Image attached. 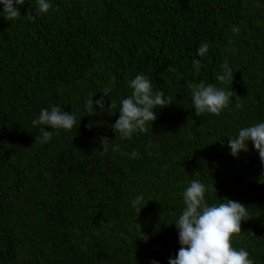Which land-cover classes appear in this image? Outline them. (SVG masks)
Returning a JSON list of instances; mask_svg holds the SVG:
<instances>
[{
    "label": "trees",
    "instance_id": "obj_1",
    "mask_svg": "<svg viewBox=\"0 0 264 264\" xmlns=\"http://www.w3.org/2000/svg\"><path fill=\"white\" fill-rule=\"evenodd\" d=\"M47 2L46 15L29 19L37 0H25L15 21L0 4V264H169L192 180L211 188L209 206H246L232 246L264 264V164L251 141L238 158L228 147L264 122V0ZM202 42L209 51L199 57ZM225 61L233 82L216 79ZM140 74L171 104L154 110L147 132L116 139L112 125ZM201 82L233 90L242 108L233 97L220 115L196 116L188 85ZM105 87L116 114L96 106L89 116L86 99L95 105ZM52 106L76 115L71 131L32 124ZM42 127L54 134L35 144ZM100 137L111 140L106 154Z\"/></svg>",
    "mask_w": 264,
    "mask_h": 264
},
{
    "label": "clouds",
    "instance_id": "obj_2",
    "mask_svg": "<svg viewBox=\"0 0 264 264\" xmlns=\"http://www.w3.org/2000/svg\"><path fill=\"white\" fill-rule=\"evenodd\" d=\"M0 4L4 6V17L8 21H15L21 17L18 6H23L25 0H0ZM51 8L52 5L47 0H37L35 14L29 10L26 17L34 19L37 16L46 15ZM231 31L238 34L240 27L233 25ZM208 51L209 44L202 42L196 55L204 57ZM201 66L200 60H193L196 72L200 71ZM221 67L223 72L217 74L216 79L221 83L233 82V72L229 64L225 61ZM130 87L131 95L121 101L119 119L112 125L113 131L116 134L119 133V136L116 135V139L119 140L131 139L137 131L147 132L146 125L149 123L152 125L157 119L154 110L171 104V99H165V94L162 91L153 92L150 80L143 74L137 75L130 82ZM188 87L192 92L196 116L203 113L220 115L222 110L228 107L230 98L233 97H235L236 108H242L239 103L241 98L233 90L226 91L213 84L206 86L203 82L198 85L189 83ZM110 92L111 88L105 87L102 90L103 96L95 102V105L92 94H89V98L85 101V109L89 116L96 114V106L99 107L101 113L107 112L113 116L116 114L113 112V109L116 108L115 103L111 101V105L106 107L105 97H108ZM76 123V115L66 112L58 106H52L50 110L42 108L38 118L32 121L34 126L44 125L53 130L63 129L65 131H71ZM94 126L95 122L87 125L89 130ZM53 134V131H47L42 127L40 135L36 136L35 144L50 142ZM55 134L58 135L59 132L56 131ZM99 139L103 149L101 152L106 154L111 140L105 137ZM229 140L228 147L233 157L238 158L241 152H248L247 142L251 141L259 154L261 163L264 164V122L242 128L237 137ZM112 150L120 151V145L115 144ZM123 154L127 155V153ZM131 156L136 158L138 153L133 152ZM210 190V187L206 188L199 180H192L182 193L185 207L175 223L181 248L176 257L169 260V264H254L246 250L243 248L236 250L232 246L233 237L242 232V222L248 215L246 206L227 198L218 205L209 206L205 201V194ZM143 200V196H137L131 203L134 208H138ZM138 239L147 241L149 237L142 231ZM153 264H157V262L153 261Z\"/></svg>",
    "mask_w": 264,
    "mask_h": 264
}]
</instances>
